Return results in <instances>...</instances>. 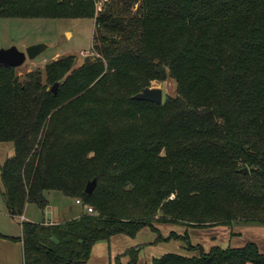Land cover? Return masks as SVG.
<instances>
[{"label": "trees", "instance_id": "16d2710c", "mask_svg": "<svg viewBox=\"0 0 264 264\" xmlns=\"http://www.w3.org/2000/svg\"><path fill=\"white\" fill-rule=\"evenodd\" d=\"M93 1L0 0V18L95 20L97 57L79 67L54 61L45 83L41 71L0 68V143L14 149L0 166L6 213L42 212L49 192L94 212L22 222L8 240L23 264H87L96 243L157 225L264 226V0H139L134 12L110 0L98 14ZM166 79L175 96L161 106L132 99ZM188 248L200 257L152 264H264L251 242ZM138 251L116 260L137 264Z\"/></svg>", "mask_w": 264, "mask_h": 264}, {"label": "rangeland", "instance_id": "374dc122", "mask_svg": "<svg viewBox=\"0 0 264 264\" xmlns=\"http://www.w3.org/2000/svg\"><path fill=\"white\" fill-rule=\"evenodd\" d=\"M108 1L110 0H94L95 13H100ZM129 1L133 4L131 11H136L140 5L139 0ZM94 34V18H85V20L0 18V49L6 50V48L14 46L22 52L25 48L40 43L48 46L47 50L40 53L35 60H26L22 67L15 69L16 75L20 78H23L27 73L41 71L43 83H45L44 68L54 61L73 57L76 68L86 58H96L97 54L93 51ZM150 87L161 89L163 100L166 97L175 96L176 84L170 79H166L164 82L153 81ZM13 152L11 143H0V166L13 155ZM47 196L49 205L42 212L31 204L24 209L27 221L42 223L49 217H53L52 220L66 217L64 214L60 215V209L64 202H69L70 205L72 200L59 192H49ZM170 198L174 199V195ZM5 209L4 198L0 195V237L17 238L20 235L18 225L22 223L20 217H16L15 221L10 220ZM71 209L72 212L76 209L81 213V210L75 206ZM247 227L242 223L235 222L231 226L219 225L201 229L173 224L157 225L158 232L154 233L150 229L144 228L138 232L135 238L118 235L107 241L96 243L87 264H127L128 257L123 256L118 261L116 260L117 256L122 255L126 250L138 248L137 264H152L153 260L170 254L182 257H200L197 250H189V245L201 246L204 252L218 247L221 249L243 248L258 239V234ZM171 233H174L175 237L170 236ZM15 243L13 240L4 243L0 238V264H23L21 250L19 247L16 250L18 244Z\"/></svg>", "mask_w": 264, "mask_h": 264}, {"label": "water", "instance_id": "95a60500", "mask_svg": "<svg viewBox=\"0 0 264 264\" xmlns=\"http://www.w3.org/2000/svg\"><path fill=\"white\" fill-rule=\"evenodd\" d=\"M114 42V39H111V43ZM48 46L46 44H38L33 45L25 48L24 51L20 52L16 49V47L11 46L9 48L0 49V68H14L18 69L22 67V65L26 62V60L33 61L35 60L40 53L47 50ZM60 83L57 82L54 84V86L50 89V92L53 96L57 93V90L59 88ZM133 100L146 102V103H154L157 106H161L163 103L162 98V91L158 88H146L143 89L141 92L137 93L132 97ZM242 175L247 174V169H241L239 171ZM96 185V180H93L92 182H89V184L86 186L84 193L86 195H89L92 193L94 187Z\"/></svg>", "mask_w": 264, "mask_h": 264}, {"label": "crops", "instance_id": "0c3cea01", "mask_svg": "<svg viewBox=\"0 0 264 264\" xmlns=\"http://www.w3.org/2000/svg\"><path fill=\"white\" fill-rule=\"evenodd\" d=\"M48 202H49V199H48ZM68 203L64 202L63 203V207L60 209V215L64 214V216H66V217H64L65 219L63 218V219H58V220H52L54 218L53 217L52 218L49 217L47 220H43L42 223H37V224H43V223L44 224H59V223L65 222V221L74 220V218H78L83 213L86 212L82 205L76 203V200L72 201V203H70V205ZM27 206L28 205H26V207ZM74 206H75V208L81 210V213H79L76 209H75V211L72 212L71 208L74 207ZM26 207H25V209H26ZM5 213H6V209H5ZM72 214H73V216H72ZM7 215H8V213H7ZM9 219L12 220V221H15V218H10L9 217ZM20 220H21V222H27L28 219L26 218L25 213L23 214L22 217H20ZM245 226L247 227L248 225H245ZM18 227L20 228V224L18 225ZM249 227L251 229H253V231H255L258 234V239H256V241H254V243L258 246V249H259L260 253H264V226L256 225V226H249ZM249 227H247V228H249ZM20 236H21V228H20V235L18 237H20ZM0 238L3 240L4 243H8L10 241V240H8V237H6V238L0 237ZM13 242H16L15 244H18L16 246V250H18V247L20 248V250H21V260H22V244H20L17 241H13Z\"/></svg>", "mask_w": 264, "mask_h": 264}, {"label": "built area", "instance_id": "2783aa9c", "mask_svg": "<svg viewBox=\"0 0 264 264\" xmlns=\"http://www.w3.org/2000/svg\"><path fill=\"white\" fill-rule=\"evenodd\" d=\"M76 203L82 205L81 202H80L79 200H76ZM82 206H83V205H82ZM83 208H84V210H85L88 214H90V213L93 214V213H94L93 210H92L91 208H88V207H86V206H83Z\"/></svg>", "mask_w": 264, "mask_h": 264}]
</instances>
